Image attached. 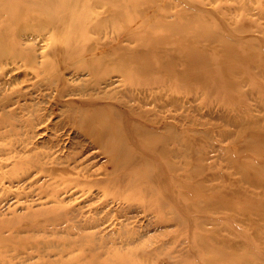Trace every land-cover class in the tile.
I'll return each mask as SVG.
<instances>
[{
    "label": "rangeland",
    "instance_id": "obj_1",
    "mask_svg": "<svg viewBox=\"0 0 264 264\" xmlns=\"http://www.w3.org/2000/svg\"><path fill=\"white\" fill-rule=\"evenodd\" d=\"M90 1L98 17L77 21L87 26L85 32L97 45L92 53L98 56L92 59H109L113 65L97 74L81 59L85 54L75 53L72 60L56 67L59 79L51 85L40 78L46 76L43 69L53 53L45 40L53 28L14 32L2 44L5 51L19 49L32 56L34 67L42 66L34 72L30 64H0V143L28 139L32 149H18L13 153L16 159L40 156L55 140L58 152L67 154L75 141H85L82 132L66 121L67 110L77 107L73 100L117 105L118 91L140 80L139 75L133 79L120 73L117 62L132 60L136 52L137 62L161 59L166 67L152 75L161 81L155 102L150 105L145 99L137 107L142 102H133L136 105L129 107L127 117L142 111L144 120H158L152 126L159 128L163 141L155 150L179 147L185 141L188 211L201 206L191 212L199 215L198 226H183L172 213L160 218L135 196L118 198L125 184L108 179L114 168L98 146L88 143L80 158L85 157L82 164L87 161L95 175L87 184L68 179L69 187L59 195L63 200L57 202L39 204L37 196L44 197L48 190L36 188L38 184L28 186L23 182L25 174H12L10 169L23 164L21 160L3 162L2 170L10 171L3 173L5 188L0 189V264H234L243 257L264 264V0H137L145 3L137 17L126 16L129 21L115 15L110 4L115 0ZM75 7L79 4L73 1ZM97 19L102 21L99 31ZM30 33L40 34L32 38ZM185 55L190 63L181 61ZM55 86L62 101H67L63 106L55 102ZM142 88H137L141 95ZM25 103L30 107L22 110ZM34 113L44 121L36 129L30 124ZM10 123L19 124L15 128L20 131L9 135ZM131 136L130 131L121 134L126 142ZM155 155L163 163L170 161L169 167L178 173L171 176L184 171L179 152L169 158ZM74 183L84 186L86 197L82 198L80 189L73 193ZM100 184L106 185L104 192ZM75 205L80 213L73 211ZM243 206H248L246 221ZM59 207L58 220L45 226L37 222L43 208L56 215ZM200 236L204 246L199 245Z\"/></svg>",
    "mask_w": 264,
    "mask_h": 264
},
{
    "label": "bare ground",
    "instance_id": "obj_2",
    "mask_svg": "<svg viewBox=\"0 0 264 264\" xmlns=\"http://www.w3.org/2000/svg\"><path fill=\"white\" fill-rule=\"evenodd\" d=\"M73 1L79 4V8H73ZM108 2L110 1L108 0ZM120 2L121 3H119L118 0H115L114 3L110 4L113 6L112 9L115 11V15L125 16L128 21L130 18L126 16L132 14L137 17L145 3V1L137 0H120ZM79 12L81 13L77 14ZM80 17H84L82 19L87 20H89V18L94 20L98 17L96 6L93 5L90 0H0V64H12L19 67L21 65H33L31 55H25V53L19 49L5 51L7 47H4L2 44L8 42L9 38L14 35V32L34 29L42 31L48 27L47 25H50V27L53 28V31L45 34V40L48 44L47 46L51 48L50 52L53 51V53L43 69L46 76L41 77L40 81L46 80L49 84L52 85L53 83L56 85L59 79V77L55 76V72L58 70L56 67L58 65L60 66L67 60H72L73 54L75 53L85 54L81 59L89 65L88 68L93 72L97 73L101 68L110 67L113 64H111V60L109 59H92L93 57L98 56L92 53L93 48L97 45L96 43L91 42L92 37L85 32L87 31V26L83 27L79 25L77 20H80ZM96 21L98 24L95 29H97L96 31H99L101 30L100 27L102 26V21L98 19ZM150 26L151 22L146 24L144 29L141 30L142 34H146L144 31H148ZM102 31L106 32L105 29ZM30 34L32 38H35L40 33ZM136 53L137 54H134L132 60L121 59L117 62L116 68L120 73L130 74L133 76V79H137L136 77L138 75L140 76V80H133L129 87L118 91L119 96L116 97L118 100H115L117 105L111 102L104 103L107 105L100 106L101 104L98 105L101 103L100 100H98V104H95L93 101L87 103L86 100H73V104H76L77 107H74L73 105V108L67 110L69 112L67 113L66 121L67 123L73 124V127L82 132L85 141H75L77 143L73 144V146L70 145L72 149L68 151L67 154H61L58 152L59 146L56 145L55 140L46 145L47 150H44L40 156L37 155L25 159H16L13 153H17L18 149L22 151L31 150L32 147H28L31 142L26 139L20 140L19 142L15 141L9 145L0 143V159L2 156H5L3 160H0V189L5 188L3 187V175L11 170L14 175L17 173L27 175V178L23 180V182L27 181L28 186L31 187L38 184L35 186L36 188L48 190L45 192L46 195L44 197L42 195L37 196L40 200L39 204L63 200V198H59V195L62 189H67L69 187V183L67 182L70 180L68 179L73 178V180L78 181L80 184H87L91 181L90 179L92 178V175H95L93 170L85 165L87 164V161L85 164H82L85 161V157L80 158L81 152L85 149L84 145L86 146V144L88 145L89 143L93 148L98 146L99 150L106 155L107 161H109L114 168L115 171L109 173L110 176L108 179L113 181L116 185L125 184V188L122 191H118V198L127 200L135 196L141 200L142 206L146 210L151 212L154 211L160 218H164L165 215L172 213L182 221L181 224L183 226H198L197 220L199 221V215L191 214V212L201 210V206L192 210L189 209L188 211L189 200L187 196V183L189 178L185 170V155L187 151L185 149V141L182 140L179 147H163L162 149L155 150V145L163 141L162 136L157 133L159 128L152 126V124H155L158 120L154 118L144 120L143 118L146 113L142 111H139L140 114L138 116L131 115V117H127L131 111L129 107L136 105L133 102L140 103L145 99L149 100L150 105H152V102H155L157 97L156 90H160L161 81L152 75H157L158 70L166 67L161 64V59L137 62L135 59L139 52ZM186 55L181 61L183 60L187 63L189 60L188 58H185ZM173 60L174 62L176 61L175 59ZM34 66L35 65H33L32 69L34 72L41 71L40 67L42 66V63L40 64V67ZM182 70L185 71L183 67ZM145 75L152 77L144 78L143 76ZM195 76L196 74L194 75L193 73L192 77ZM39 77L40 76L36 79ZM139 86H143L142 89L144 93L142 95L140 92H137ZM54 89L57 91L56 86ZM54 99L60 106L65 105L67 102L62 101V95L59 91H57ZM16 101H19V99ZM10 103L12 104V102ZM7 104H9V102ZM29 105L30 104L25 103L24 107H20H22V110H25L26 107H30ZM140 105H144V103L142 102L141 104L136 105V107ZM114 107H118V111ZM123 119H127L124 124L121 123ZM142 121L153 129H147V126L143 125ZM149 121H151V123ZM40 122H44L42 121V115L34 113L30 121L31 126L36 129ZM17 126L20 125L17 123H10L9 126L6 127L8 128V134L10 135L13 132L18 133L20 130L15 128ZM58 129L59 125L56 124L54 126L55 132H57ZM34 131L36 130H33L32 133H34ZM123 131L131 132V141L126 142L122 139L121 134ZM55 136H58L57 133H55ZM146 136L148 138H144ZM142 138L147 141L144 142L141 140ZM153 152L155 154H161L166 158L179 152L184 159V171L177 176H171L176 169L174 168L172 171V167H169L170 161L163 163L161 160H157V158L154 157L156 155ZM59 157L61 160L58 162H48L50 158L56 159ZM10 158H13L14 161L21 160L22 163L26 165L19 163L17 167L11 168L8 171H3V162L7 163ZM188 175L191 177L194 173L191 174V172H188ZM42 177L43 179H47L46 184L43 183V179L39 182V179ZM243 177H246V172L244 171ZM126 180L127 184L125 183ZM101 181H103V179H101ZM61 183L64 184L59 187ZM82 187L83 188L74 183L73 193L76 194L77 189H80V195L84 198L87 196L86 194L88 191H84V186ZM99 188L104 192L107 187L105 184H100ZM137 188H141V190L135 191ZM143 197L146 199H142ZM241 209V214L244 216V221H246L248 206H243ZM73 211L80 213L76 205L73 206ZM54 213L53 210H44L43 208L39 213L40 217L37 222L40 225L45 226L49 223H53L54 220H58L61 217V207H59L56 215H54ZM34 215L35 214H33L31 218H34ZM198 241H200L199 245L201 244L204 246L205 240L201 236L198 238ZM93 261H95V259H93ZM254 261L249 260L247 257H243L239 261L235 260L234 264H261L256 263L259 259Z\"/></svg>",
    "mask_w": 264,
    "mask_h": 264
}]
</instances>
